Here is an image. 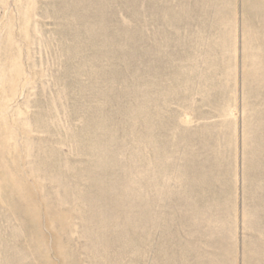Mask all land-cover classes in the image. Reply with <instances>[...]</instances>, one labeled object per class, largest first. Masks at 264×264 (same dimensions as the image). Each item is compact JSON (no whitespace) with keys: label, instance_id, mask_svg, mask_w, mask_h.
Masks as SVG:
<instances>
[{"label":"rangeland","instance_id":"rangeland-1","mask_svg":"<svg viewBox=\"0 0 264 264\" xmlns=\"http://www.w3.org/2000/svg\"><path fill=\"white\" fill-rule=\"evenodd\" d=\"M0 264H264V0H0Z\"/></svg>","mask_w":264,"mask_h":264}]
</instances>
